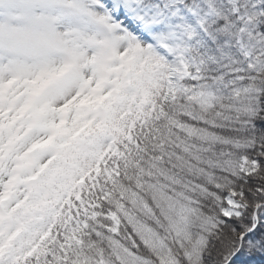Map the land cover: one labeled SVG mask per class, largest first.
I'll return each instance as SVG.
<instances>
[{
  "label": "snow or ice",
  "instance_id": "1",
  "mask_svg": "<svg viewBox=\"0 0 264 264\" xmlns=\"http://www.w3.org/2000/svg\"><path fill=\"white\" fill-rule=\"evenodd\" d=\"M0 264H264V0H0Z\"/></svg>",
  "mask_w": 264,
  "mask_h": 264
}]
</instances>
